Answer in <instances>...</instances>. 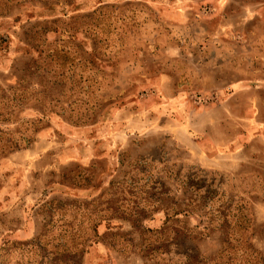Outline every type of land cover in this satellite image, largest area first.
<instances>
[{"label":"rangeland","instance_id":"1","mask_svg":"<svg viewBox=\"0 0 264 264\" xmlns=\"http://www.w3.org/2000/svg\"><path fill=\"white\" fill-rule=\"evenodd\" d=\"M66 41L47 72L42 44ZM18 82L67 112L0 117V139L40 125L0 151V264H72L73 236L87 239L81 264H264V0H17L0 10V99ZM140 156L177 196L191 194L176 190L183 178L207 194L175 217L190 235L180 250L140 251L137 228H161L163 211L134 229L98 220L101 206H47L97 198ZM108 227L131 234L127 250L105 242ZM240 235L251 248L227 245Z\"/></svg>","mask_w":264,"mask_h":264},{"label":"trees","instance_id":"2","mask_svg":"<svg viewBox=\"0 0 264 264\" xmlns=\"http://www.w3.org/2000/svg\"><path fill=\"white\" fill-rule=\"evenodd\" d=\"M17 0H0V10L3 11L9 4ZM103 7L99 9L102 11ZM87 15H81L79 19L86 18ZM74 18V17H73ZM78 19V17L76 18ZM36 30L38 34L46 33L48 28L37 26ZM76 28V27H74ZM85 24L79 29H84ZM95 39V37H93ZM29 41V38L27 37ZM69 41L64 42L61 48H48L45 49L42 44L41 52L43 56L42 61L47 60L45 66H47L46 71L50 72L49 69L51 65L58 61L59 57H66L69 52L67 44ZM39 45V43H37ZM62 54V55H60ZM53 66V65H52ZM52 69V67H51ZM53 70V69H52ZM56 74V73H55ZM19 85L11 87V91L7 98L1 96L0 99V117L7 118L10 117L15 109L21 108L25 105L32 104L37 106L42 113H47L50 111H58L60 113L66 114L67 109L58 105L57 100H55V105L53 103V98H49L38 88H31L30 90L25 87L22 88V83L18 82ZM69 118L73 119L71 114H67ZM77 115L76 120L81 117ZM37 119H27L17 137L8 136L0 139V151H7L9 149L21 148L26 143L30 142L36 131L39 129L40 125L37 124ZM156 160L153 158H148L145 156L138 157L135 161L129 163L130 169L124 170L121 179H115L111 182L110 187L101 193L97 198L91 200H77V201H67L61 203V201H56L55 199L47 201L46 204L50 210L63 207H74L75 203H82L85 206L94 205L101 206L99 210L98 220H110V219H121L129 221L134 229L141 224L144 220L151 217L154 213L164 212L165 219L163 225L159 229L151 228H137L141 237L142 243L140 245L141 253H145L146 256H152L155 251H163L164 254H169L171 250H180V246L183 244L185 236L190 237L189 234H185L181 228L177 225L178 219H175L179 214L189 210V208L194 205L197 206V201L200 197L205 195V192L201 189L199 181L195 182L194 179L183 178L176 187V190L182 191L183 193L190 191L191 194L188 197H179L174 193V189L168 186L167 174L161 176L162 173H167L165 169L163 171L155 172L152 167ZM164 159L160 158L159 162H163ZM155 168V167H154ZM207 196V194L205 195ZM204 196V197H205ZM114 199V200H113ZM113 201L116 207H111L112 212L109 211V204ZM98 203V204H97ZM59 205V206H58ZM106 205V206H105ZM105 206V207H104ZM95 222V221H94ZM227 223V220H223ZM230 225V224H229ZM93 235L98 236V231L96 228L93 229ZM111 227H108V231L105 235V242L110 247H118L119 249L125 251L127 247L132 243L131 234L129 232H119L113 231ZM173 236L169 237V233ZM153 234V235H148ZM158 235V237H165L164 241L157 239H152L153 236ZM44 234H40L33 238L25 245L30 247H39L40 241L44 239ZM117 237V240H116ZM81 239L73 236L72 242L76 249L69 250L66 248L64 251L67 252L63 256H66L68 261H72V264H81V258L85 252V247L87 245V239L80 237ZM234 239H227V245L234 246V243L239 244L247 249L251 248L250 237L248 235H240L238 237H233ZM133 247L135 245H132ZM173 247V249H171ZM233 249V248H232ZM193 258L196 255L192 256ZM77 258V259H74ZM258 262V261H257ZM166 264H181L178 262H173L169 260ZM256 264V263H255Z\"/></svg>","mask_w":264,"mask_h":264}]
</instances>
